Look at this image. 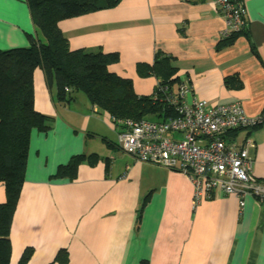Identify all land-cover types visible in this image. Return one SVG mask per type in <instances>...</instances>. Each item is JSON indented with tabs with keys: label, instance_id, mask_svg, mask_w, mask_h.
I'll return each instance as SVG.
<instances>
[{
	"label": "crops",
	"instance_id": "crops-1",
	"mask_svg": "<svg viewBox=\"0 0 264 264\" xmlns=\"http://www.w3.org/2000/svg\"><path fill=\"white\" fill-rule=\"evenodd\" d=\"M242 3L248 38L221 49L225 22L211 0H119L58 27L71 50L116 53L108 71L129 79L137 96L152 94L156 80L138 76L136 66L151 64L158 52L172 58L176 76L190 87L186 101L238 102L253 117L264 110V0ZM33 32L25 0H0V50L27 46ZM227 77L240 86L228 87ZM33 84L34 108L50 122L46 133L30 134L9 232L10 264L25 248L32 249L27 264H51L62 249L65 264H264V213L255 199L244 198L240 208L235 196L216 194L192 207L190 183L121 151L108 117L96 114L83 94L58 104L40 69ZM230 137L236 145L251 140V173L264 181V125ZM80 154L86 157L74 180L54 177Z\"/></svg>",
	"mask_w": 264,
	"mask_h": 264
},
{
	"label": "trees",
	"instance_id": "trees-1",
	"mask_svg": "<svg viewBox=\"0 0 264 264\" xmlns=\"http://www.w3.org/2000/svg\"><path fill=\"white\" fill-rule=\"evenodd\" d=\"M118 2L25 0L34 32L26 35L27 46L0 50V183L4 189V201L0 203V264H10L9 232L24 181L31 131L44 134L49 129L48 117L36 111L33 104V79L37 69L42 71L47 85H54V99L58 104H68L81 93L93 111L106 115L111 123L116 124L117 120L158 122L174 116L165 103L166 94L158 91V87L175 91L181 82L170 56L156 52L151 64L136 66L138 76H152L156 80L152 94L137 96L129 79L108 71V66L118 61L116 53H103L99 49L71 50L58 27L62 20L109 10ZM232 2L237 4L242 0ZM242 18L245 27L227 38H220L216 49L232 44L240 35L248 38L245 14ZM250 48L255 54L252 45ZM225 83L228 87L240 86L235 77H227ZM239 130L230 131L229 136ZM84 157V154L73 156L57 168L54 177L74 180L76 168ZM89 157L88 162L92 163ZM147 199L145 197L143 203ZM31 256L32 249L25 248L16 264H27ZM66 261L67 253L62 249L52 263L65 264Z\"/></svg>",
	"mask_w": 264,
	"mask_h": 264
},
{
	"label": "built area",
	"instance_id": "built-area-1",
	"mask_svg": "<svg viewBox=\"0 0 264 264\" xmlns=\"http://www.w3.org/2000/svg\"><path fill=\"white\" fill-rule=\"evenodd\" d=\"M211 0L225 22L219 38H227L245 27L241 2ZM174 116L165 121L117 120L118 148L135 162L161 166L180 173L192 186V207L216 194L232 195L243 207V199L251 197L264 213V181L251 173L247 151L254 145L245 139L236 145L229 132L249 130L264 125V110L247 116L238 102L209 105L194 98L186 101L190 87L180 82L175 91L159 88ZM155 100V98H154Z\"/></svg>",
	"mask_w": 264,
	"mask_h": 264
},
{
	"label": "rangeland",
	"instance_id": "rangeland-1",
	"mask_svg": "<svg viewBox=\"0 0 264 264\" xmlns=\"http://www.w3.org/2000/svg\"><path fill=\"white\" fill-rule=\"evenodd\" d=\"M81 94V93H80ZM72 103V102H71ZM75 106L78 107V108H81V102L80 100H77L76 103H75ZM77 110V108H76Z\"/></svg>",
	"mask_w": 264,
	"mask_h": 264
}]
</instances>
